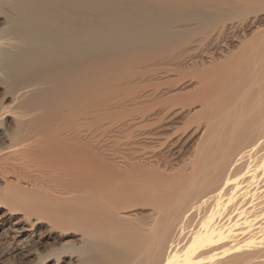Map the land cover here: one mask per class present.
<instances>
[{
    "label": "bare ground",
    "instance_id": "bare-ground-1",
    "mask_svg": "<svg viewBox=\"0 0 264 264\" xmlns=\"http://www.w3.org/2000/svg\"><path fill=\"white\" fill-rule=\"evenodd\" d=\"M246 2L0 0V240L4 246L7 240L13 245L4 261L264 264L262 38L238 61L224 64L225 68V57L219 63L208 56L201 58L197 72L203 68L212 74L196 76L198 80L192 84L197 92L193 99L194 93H186L192 95L184 109L179 105L176 113L169 107L171 116L166 109V123L183 113L192 124L196 122L190 125L192 129L185 128L191 130L190 141L197 139V151L188 164L185 160L179 167L161 152H144L142 148L133 149V155L119 158L117 163L106 162L104 153L106 168L104 164L91 168L92 173L88 159L101 161L96 153V157L90 155L97 142L74 130L87 116L90 103L92 108L96 100L107 104L106 98L115 91L114 102L118 101L117 93L125 82L129 83L125 87L138 85L130 83L139 80L131 76L133 66L141 69L145 64H157L160 71L164 67V72H175L174 67L194 59L185 51L172 54L176 52L173 46L184 41L186 33L214 31L224 20L264 10L256 6L259 2ZM239 52L236 56L241 57ZM182 98L172 99L184 104ZM111 102L115 107L117 103ZM119 103L123 104L122 99ZM110 106L106 107L113 108ZM199 113L204 122L196 120ZM162 115L166 114H161L163 119ZM139 117L144 118L143 114ZM139 120L130 119L118 127L131 133ZM158 132L135 136L137 145L155 142L161 137ZM185 143L176 140L167 151L177 154ZM42 164L51 169L45 176L40 173ZM96 170L102 171L97 174ZM11 262L5 264H15Z\"/></svg>",
    "mask_w": 264,
    "mask_h": 264
},
{
    "label": "rangeland",
    "instance_id": "rangeland-1",
    "mask_svg": "<svg viewBox=\"0 0 264 264\" xmlns=\"http://www.w3.org/2000/svg\"><path fill=\"white\" fill-rule=\"evenodd\" d=\"M243 1H247V2H249V1H251L252 3L253 2H259V3H257V5H256V3H254L253 4V6L254 5H256L257 7H259V8H261V9H264V0H263V2H262V0H255V1H253V0H243ZM246 2V3H247ZM250 2V3H251ZM260 2L262 3L261 4V6L262 7H260ZM251 3V4H252ZM259 12V13H258ZM257 13H253V14H249V15H244V16H242V17H240V18H238V19H229V20H224V21H222L220 24H218L215 28H214V31H212V29H206V30H202V31H190V32H188V33H186L184 36H183V38L181 39V40H184V41H182L180 44L178 43L177 45L175 44L174 46H173V48L174 47H176V49L174 48V50H176V52H172V54L173 55H177V54H184V51H185V55H187V53L188 54H190V55H192V57L194 58V59H192L190 62L188 61H186V63H182V64H180L177 68L176 67H174V70H176L175 72H173V71H169V72H164V71H166V70H164V67H162L161 69L162 70H164V71H160V70H158V69H160V67H158V65L157 64H152V65H154V67L153 66H150V65H146L145 64V66L144 67H147V66H149V67H151V68H144V70H143V68H141L140 69V67L138 68V67H136V66H133L132 68H133V75H131V76H134V79H136V77L140 80L141 79V81H139L138 80V83L136 82V83H132V81L130 82L132 85L134 84H138L137 86H129L128 85V87H125V86H127V84H129V83H127V82H125L126 84H124L123 86L124 87H122L121 89V91L119 90L118 91V93H117V96L120 98V100L118 99V101H115L117 104H116V106L115 107H113L114 105H112V106H110V101H112V102H114V100H116V97L114 98V94H116L115 92L112 94V95H109L108 97L109 98H111V100L110 99H107L106 98V103L107 104H105V103H102V101H101V103H99L98 101L99 100H96V106H98V107H96V106H94V104H92V106H94V108H92V107H90L91 106V103L87 106V110H86V113H87V116H83V118H84V120H81V121H78L74 126H75V128H74V130H76V131H79V132H84L86 135H89L88 137L90 138L91 137V139L92 140H94V141H96L97 142V144H98V142L100 143L99 144V146H97V144H95V142H94V145H93V149L95 150V152L94 151H92L93 149H88L89 147L91 148V146H92V144H93V142H90V143H92L91 144V146L89 145V147H88V145H87V149L88 150H90V151H92V153L90 154L92 157H96L97 155H99V156H97V158H99L100 160V162H97L96 161V163L93 161V160H95V159H93V158H91L90 157V155H89V159H88V161H87V167L89 166V169H94V168H98L99 169V166H101V165H105V167H104V169L106 168V164H105V157H104V160H102L103 159V155H104V153H106L104 156H106V162H107V159H108V162L110 163V161H111V163H117L118 162V159L119 158H127V155H129V156H131V155H133L134 154V152L135 151H138V150H140V149H142L143 148V150L145 149V151L144 152H149V151H151V152H153V153H160V154H163V155H165L164 157H166L167 158V160L168 161H170L171 163L173 162V164H175V165H178L179 167H180V165L181 166H183L186 162V164H188L190 161H192L191 160V158L192 159H194V155H195V152L197 151V148H196V141H197V139L196 138H194L193 139V141H194V143H193V141H192V139H191V141L189 140V138H187L188 136H189V134H190V131L191 130H189V129H192L191 128V126L190 125H195V123L196 122H194V121H198V120H200V118H201V121L202 122H204V118L202 119V117H201V114H200V116H199V118L198 119H196V120H194V118L192 119V121L194 122V124H192V122H190L191 120H189L188 121V118H189V116L186 118V115H187V113H186V115L184 116V114L185 113H183V115H181V116H179V117H176V118H172V119H170V120H168V122L166 123V119H168V114H167V112L166 111H168V110H166V109H168L169 107H171L172 106V111L173 112H176L177 113V111L176 110H179L180 108H181V106L183 107V105H184V107H185V103L187 102V104H189L188 102L191 100V99H193L194 97H195V94H196V92L197 91H195V88L193 87V84L196 82V81H194V80H198L197 78H198V76L200 77L201 75L204 77V75H205V77L206 78H208L211 74H212V72L211 71H207V70H203V68H202V72L200 71H198L197 72V70H200L201 69V66L199 65L200 64V62H201V60L202 59H205V57H207L208 56V58L210 57V58H213V59H215V60H217L218 61V63L220 62V61H224V57L226 58L225 59V61L226 62H224L223 64H222V67L224 66V64H228V65H230L232 62H233V60H234V62H236V61H238L240 58H242L243 56H245V54H247L251 49H253L255 46H256V44H255V42L254 41H259L261 38V40H264V10H262V11H258ZM250 19V20H249ZM253 21V22H252ZM223 26V27H222ZM233 27V28H232ZM236 28V29H235ZM218 30H219V32L221 33H219L218 32ZM210 31H212V32H210ZM223 31V32H222ZM210 33H211V36H210ZM213 33V34H212ZM216 36H215V35ZM213 35V36H212ZM217 37H218V39H217ZM214 38V39H213ZM259 39V40H258ZM208 40H209V42H208ZM211 40H213V41H211ZM218 40H221L220 42H221V44H219L220 42L218 41ZM228 40V41H227ZM230 40V41H229ZM248 40V41H247ZM250 40H251V42L253 43V45H251L252 43L250 42ZM199 41V42H198ZM225 41H227V42H225ZM243 41V42H242ZM197 42V43H196ZM204 44H203V43ZM223 42V43H222ZM242 42V43H241ZM192 43H193V45H192ZM196 44V46H195V44ZM210 44V45H208V44ZM243 43L245 44V47H240L241 46V44L243 45ZM248 43V44H247ZM207 44V45H206ZM213 46H212V45ZM249 46H247V45ZM197 45H198V47L199 48H197V50H196V48L195 47H197ZM230 45V46H229ZM240 45V46H239ZM195 46V47H194ZM202 48H201V47ZM207 46V47H206ZM216 46H219V47H216ZM182 47H183V49H182ZM193 47H194V50H193ZM224 47V48H223ZM239 47V48H238ZM247 47V48H246ZM252 47V48H251ZM181 48V49H180ZM185 48V49H184ZM210 48V49H209ZM249 48V49H248ZM177 49H179V50H177ZM191 49H192V51H191ZM203 49V50H202ZM206 49H207V51H206ZM215 49V50H214ZM217 49V50H216ZM220 49V50H219ZM222 49H224V50H222ZM240 49V50H239ZM246 50V51H244V50ZM248 49V50H247ZM173 50V49H172ZM172 50H170V51H172ZM173 50V51H174ZM182 50V51H181ZM190 52H189V51ZM169 51V52H170ZM179 51H180V53H179ZM219 51V52H218ZM235 51H237V53L235 52ZM240 51V52H239ZM244 51V52H243ZM169 52H167L166 53V55H168V53ZM181 52H183V53H181ZM229 52H231L232 53V56H229ZM238 52H239V55H242L241 57H239V56H236V55H238ZM198 55H197V54ZM219 55H218V54ZM236 53V54H235ZM244 53V54H243ZM170 54V53H169ZM196 54V55H195ZM204 54V55H203ZM166 55H164V56H166ZM188 56V55H187ZM197 56V57H196ZM227 57H228V59H227ZM202 58V59H201ZM234 58V59H233ZM197 60V61H196ZM196 61V62H195ZM197 63V64H196ZM188 64V65H187ZM228 65H226V66H228ZM138 66V65H137ZM143 66V65H142ZM157 66V67H156ZM181 66V67H180ZM187 66V67H186ZM190 66V67H189ZM134 67H136V68H138V69H136V68H134ZM180 67V68H179ZM221 67V65H220V68H222ZM176 68V69H175ZM223 68H225V67H223ZM149 71H148V70ZM159 71L158 73H157V70ZM185 69V70H184ZM147 70V71H146ZM156 70V71H155ZM182 70H183V72H182ZM136 71V72H135ZM141 72V74L139 73L138 74V72ZM155 71V73H152V72H154ZM178 71V73H176ZM180 71V72H179ZM185 71V72H184ZM194 71V72H193ZM206 71V72H205ZM142 72H143V74H146V75H144L143 76V74H142ZM162 72H164L163 74H162ZM191 72H193V74L191 73ZM197 72V73H196ZM205 72V73H204ZM148 73H151V74H148ZM161 73V74H160ZM171 73H175V74H171ZM182 73L184 74H186V76L188 77L190 74H192L191 76L192 77H182ZM190 73V74H189ZM194 73H196V74H194ZM200 73H202V74H200ZM130 74H132V72L130 73ZM130 74L129 75H127V76H129L130 77ZM135 74H136V76H135ZM153 74V76H151ZM178 74V75H177ZM184 74V75H185ZM150 75V76H149ZM172 75V76H171ZM125 76H126V74H125ZM140 76V77H139ZM164 78H163V77ZM170 76V77H169ZM178 76V77H177ZM180 76V77H179ZM196 76H197V78H196ZM201 76V77H202ZM128 77V78H129ZM145 77H146V79H145ZM147 77H148V79H147ZM202 77V78H203ZM204 77V78H205ZM142 78H143V80H142ZM157 78V79H156ZM159 78V79H158ZM170 78V79H169ZM175 78V79H174ZM178 78V79H177ZM187 78V79H186ZM189 78H191V79H189ZM130 79H133L132 77H130ZM129 79V80H130ZM183 79H185L184 81H183ZM128 80V81H129ZM145 80H147V81H145ZM172 80V81H171ZM174 80H176V82L178 83V84H176V82L174 81ZM186 80H187V82H186ZM193 80V81H192ZM144 83H143V82ZM169 81H171V83L173 82V85L169 82ZM180 81V82H179ZM140 82H142V83H140ZM189 82V83H188ZM194 82V83H193ZM139 83H140V85H139ZM193 83V84H192ZM175 84V85H174ZM181 84V85H180ZM192 86H191V85ZM172 85V86H171ZM165 87H166V89H165ZM193 87V88H192ZM175 88H178V89H176L175 90ZM192 89V90H191ZM181 90V91H180ZM184 90V91H183ZM187 90H189V91H187ZM194 90V91H193ZM159 91H164L163 93L162 92H159ZM170 91H172V92H170ZM176 91V92H175ZM179 91V92H178ZM143 92H144V95H143ZM153 92H155V93H153ZM183 93V94H181V93ZM194 93L193 95L192 94H186V93ZM146 93H148V94H146ZM166 93V94H165ZM173 93V94H172ZM174 93H176V94H174ZM138 94H140L139 96H138ZM145 94L147 95V96H145ZM153 94H155V95H153ZM181 94V95H180ZM184 94H186V95H188V96H186V95H184ZM157 95V96H156ZM171 95H173V96H176V97H173V96H171ZM192 95V97H191V99H188V97L190 98V96ZM112 96V97H111ZM136 96L137 97H139L140 99H136ZM168 96H170V97H168ZM180 96H182L181 98L182 99H184V104H182L181 102L183 101V100H181V102H180V100H177V101H175L176 100V98H179V99H181L180 98ZM186 96V97H185ZM194 96V97H193ZM117 97V98H118ZM143 97H144V99H146V97L147 98H149L150 97V99L148 100H144L143 99ZM151 97H152V99H151ZM155 97V98H154ZM165 98V100H163L164 98ZM158 98H160L159 99V101L160 102H158L157 100H158ZM171 98V99H170ZM175 98V100H173V99ZM187 98V99H186ZM121 99H122V101H123V104H121V103H119V101H121ZM133 99H134V101H133ZM136 99V100H135ZM104 100V99H103ZM128 102H127V101ZM130 100H132V101H130ZM161 100H163V101H161ZM171 100H173V101H175V102H173V101H171ZM126 101V102H125ZM141 101V102H140ZM105 102V101H104ZM111 102V103H112ZM114 102V103H115ZM124 102L126 103L125 105H124ZM132 102H135V103H132ZM136 102H138V104H136ZM157 102L159 103V104H157ZM139 103H140V105H139ZM143 103V104H142ZM103 104V107L101 106V105ZM134 104V105H133ZM153 104H155L154 106L155 107H157V108H155V109H157V110H155L154 108H153ZM182 104V105H181ZM108 105V106H110V107H113V108H109V107H106V106ZM136 105V106H135ZM138 105V106H137ZM180 105V106H179ZM105 106V107H104ZM180 108H179V107ZM124 107V108H123ZM126 107V108H125ZM174 107V108H173ZM184 107H183V109H184ZM187 107V106H186ZM152 108V109H151ZM176 108H178V109H176ZM148 109H150V110H153V111H149ZM162 109V110H161ZM171 109L169 108V115L171 116V114H173V112H171ZM176 109V110H175ZM187 108H185V110H186ZM149 111V113H144V112H148ZM153 112H156L155 114H153ZM159 113V114H158ZM205 113L206 112H204L203 114H204V116H206L205 115ZM142 114H143V116H144V118L142 117ZM150 114H152V115H150ZM161 114H166V115H162V116H164L163 117V119H162V117H161ZM198 114V113H197ZM149 116V118H148V116ZM156 116V117H154V116ZM193 114H191V116H192ZM196 115V114H195ZM195 115H193L192 117H198V116H195ZM139 116H141L143 119H146V120H144L143 121V119H141ZM153 116V117H152ZM203 116V115H202ZM203 116V117H204ZM138 117L141 119V122H140V120L138 119ZM159 117H160V119H159ZM165 117H167V118H165ZM182 117V118H181ZM183 117H185L186 119V122H185V120H183ZM136 119V121H138L139 120V123L138 122H136L138 125H136L137 127L135 128V127H133L132 129H130L131 130V133H129L130 131H129V129L128 130H126V131H124L123 130V128L122 129H120V127H118V126H120L119 124H123L125 121H129L130 119ZM154 118H156V120L154 119ZM165 118V119H164ZM150 119V120H149ZM158 119V120H157ZM161 119H162V122H161ZM175 119V120H174ZM164 120V121H163ZM172 120V121H171ZM181 120V121H180ZM171 121V122H170ZM175 121V122H174ZM184 121V122H183ZM187 121H188V123H187ZM144 122V123H143ZM164 122L166 123V124H164ZM180 122V123H179ZM184 123H187L186 125H184ZM190 123V124H189ZM121 124V125H122ZM189 124V125H188ZM164 125V127H162ZM174 125V126H173ZM117 127H118V129H117ZM161 127V128H160ZM169 127V128H168ZM188 127H190L188 130H185V128L187 129ZM193 127V126H192ZM71 128H73V127H71ZM70 128V129H71ZM135 128V129H134ZM163 128V129H162ZM117 129V130H116ZM159 129H160V131H159ZM118 130H120V131H118ZM123 130V131H122ZM136 130V131H135ZM153 130V131H152ZM155 130V131H154ZM184 130H185V132H184ZM118 131V132H117ZM128 131V132H127ZM147 133H146V132ZM158 132V133H161L160 135H161V137H158L157 138V140H155V142H152V141H147V143H146V141H145V143H140L139 145H137V143H136V141L137 140H135L139 135H141V136H144L145 134H148V133H155V132ZM187 131V132H186ZM121 132V133H120ZM124 132H126V133H129V134H126V133H124ZM133 132V133H132ZM136 132V133H135ZM162 132H163V134H162ZM184 132V133H183ZM92 134V136H91V134ZM138 133V134H137ZM140 133V134H139ZM132 135V137H134V139L131 137V135ZM135 134V135H134ZM181 134H183V135H181ZM94 135V136H93ZM98 135V136H97ZM127 135H130L129 136V139H131V140H133V142L130 140L129 141V139L127 138L128 136ZM135 136H137L136 138H135ZM163 136H165L166 137V141L165 142H163L164 140H165V137H164V140H163ZM93 137L94 138H97L98 140H100V141H97V139L95 140V139H93ZM140 137V136H139ZM138 137V138H139ZM137 138V139H138ZM141 138V137H140ZM161 138V139H160ZM183 138V139H182ZM185 138V139H184ZM158 139H159V141H158ZM91 140V141H92ZM128 140V141H127ZM163 140V141H162ZM173 140V141H172ZM176 140H178V142H179V144H182V141L184 142V140H185V144L183 145V149H182V151H180L179 153H177V154H175L176 152H174V151H167L168 150V146H170L169 144H171V143H173V142H175ZM187 140V141H186ZM126 141V142H125ZM140 142H142L141 140H139ZM181 141V142H180ZM138 142V141H137ZM158 142V143H157ZM90 143H88V144H90ZM136 143V145H133V144H135ZM139 143V142H138ZM160 143H162L163 144V147H161V148H159V146H162V145H160ZM165 143V144H164ZM198 143V145H199V148H200V142L198 141L197 142ZM131 145V146H129V145ZM195 144V145H194ZM141 145H143V146H141ZM146 145H147V147H146ZM166 145V146H165ZM192 145V146H191ZM197 145V146H198ZM101 146H102V148H101ZM104 146V147H103ZM134 146H135V148H134ZM138 146H140V147H138ZM188 146V147H187ZM136 147H138L137 149H136ZM186 148H187V151H185L186 150ZM191 148V149H190ZM135 151H134V150ZM152 149V150H151ZM154 149V150H153ZM87 150V151H88ZM101 150H102V152H101ZM107 150V151H106ZM143 150H141V151H143ZM189 150V151H188ZM196 150V151H195ZM96 151H98V152H96ZM134 151V152H133ZM140 151V152H141ZM165 151V152H164ZM89 152V151H88ZM94 152V153H93ZM133 152V153H132ZM3 153V152H2ZM97 155H96V154ZM101 153V154H100ZM141 153H143V152H141ZM170 153V154H169ZM103 154V155H102ZM131 154V155H130ZM95 155V156H94ZM110 155V156H109ZM0 156H2V154L0 153ZM101 156V157H100ZM128 156V157H129ZM171 156V157H170ZM189 156H191V157H189ZM189 159H188V158ZM97 158H96V160H97ZM117 158V159H116ZM183 158H184V160H183ZM116 161H115V160ZM185 160H186V162H185ZM188 160H190V161H188ZM104 163H103V162ZM119 161H120V159H119ZM179 161H184V162H179ZM109 165V164H108ZM42 167H40V170L42 169V171H40V173L42 174V172H44V176L45 175H47V173H49L50 171H51V169H50V167L48 166V167H46V166H44L43 164L41 165ZM44 167V168H43ZM92 169L90 170L92 173H94L93 171H92ZM101 169H103V167L101 168ZM103 169V170H104ZM46 170L48 171L47 173H46ZM50 170V171H49ZM99 171H102V170H99ZM98 171V172H99ZM96 172H97V170H96ZM98 172H97V174H98ZM100 174V173H99ZM102 174V173H101ZM100 176V175H99ZM3 241L4 240H0V260L2 259L3 261H4V259L3 258H6L7 259V257L5 256V254L6 253H9L8 252V248H12V244L10 243V241H6V242H4V243H6V246L10 243V245H8L7 247L6 246H4L3 245ZM4 247H3V246ZM12 245V246H11ZM11 248L9 249V250H11ZM5 249V250H4ZM3 251V252H2ZM6 251V252H5ZM2 253V254H1ZM2 255V256H1ZM5 259V261L3 262L2 261V264H5V263H9V262H11V263H18V260L17 259H9V262H7V260ZM0 264H1V261H0Z\"/></svg>",
    "mask_w": 264,
    "mask_h": 264
}]
</instances>
